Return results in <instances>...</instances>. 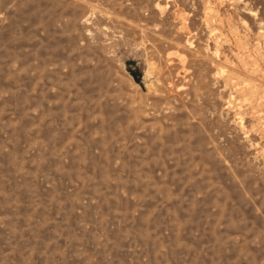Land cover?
<instances>
[{"label":"rangeland","instance_id":"374dc122","mask_svg":"<svg viewBox=\"0 0 264 264\" xmlns=\"http://www.w3.org/2000/svg\"><path fill=\"white\" fill-rule=\"evenodd\" d=\"M0 264H264V0H0Z\"/></svg>","mask_w":264,"mask_h":264}]
</instances>
